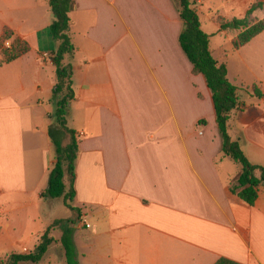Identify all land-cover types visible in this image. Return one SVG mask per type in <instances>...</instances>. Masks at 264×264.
<instances>
[{"label": "crops", "instance_id": "crops-1", "mask_svg": "<svg viewBox=\"0 0 264 264\" xmlns=\"http://www.w3.org/2000/svg\"><path fill=\"white\" fill-rule=\"evenodd\" d=\"M191 1L213 58L226 65L245 104L231 113L229 136L264 167V97L251 92L256 86L264 94V32L235 49L238 32L220 31L217 20L241 19L264 0L225 15L212 0ZM255 16L264 19V6ZM69 17L78 264H264V187L252 207L227 188L241 168L221 153L211 92L180 48L174 2L74 0ZM51 22L47 0H0V38L7 28L29 47L0 65V260L32 252L55 221L72 216L62 199L42 196L56 163L48 135ZM49 236L54 242L38 264L52 249L48 264H65L63 229Z\"/></svg>", "mask_w": 264, "mask_h": 264}, {"label": "trees", "instance_id": "trees-1", "mask_svg": "<svg viewBox=\"0 0 264 264\" xmlns=\"http://www.w3.org/2000/svg\"><path fill=\"white\" fill-rule=\"evenodd\" d=\"M177 7L182 28L179 45L192 67L193 75H201L211 92L215 112V123L221 139V153L239 164L240 173L227 184L229 192L247 206L252 207L258 197V191L264 187V167L251 164L243 154L239 144L232 141L228 133V121L232 112H241L245 104L240 101L239 88L227 78V67L219 64L210 50V36L201 27L200 14L191 0H172ZM52 22L49 34L57 44L51 55L55 85L52 98L55 104L53 121L48 128V135L53 145L55 165L49 175L48 185L42 196L45 199H62L64 206L70 210L71 218L55 221L43 234L38 246L27 254H11L1 259L0 264H38L54 240L49 236L53 229H63L60 246L64 253L65 264H78L75 248L71 239L74 225L80 219L77 209L72 206L74 199L75 167L79 154V139L76 132L68 127L67 118L75 93L72 87V66L70 59L75 48L71 43V20L69 14L74 0H47ZM264 3L253 4L241 19L226 21L218 18L219 30L237 31L233 43L239 49L264 32V19L259 20L255 14L263 9ZM11 40V48L1 50L0 65L11 63L29 51L28 44L5 28L0 38V45ZM251 92L257 98L264 94L256 86ZM214 264H239L226 258L218 259Z\"/></svg>", "mask_w": 264, "mask_h": 264}, {"label": "rangeland", "instance_id": "rangeland-1", "mask_svg": "<svg viewBox=\"0 0 264 264\" xmlns=\"http://www.w3.org/2000/svg\"><path fill=\"white\" fill-rule=\"evenodd\" d=\"M247 1L248 0H212L210 3H209V5H211L214 9H219V10H221L222 11V13L221 14H223V15H225L226 13H229L231 10H236V11H238V10H240V8L243 6V5H245L246 3H247ZM209 8V7H208ZM220 14V15H221ZM259 16V15H258ZM260 17V16H259ZM206 30L207 31H209L208 30V28H206ZM12 32V31H11ZM44 37H45V35H43L42 37H41V39H42V41L44 40ZM10 41V43H9V47L6 45L8 42ZM57 46V44L55 43V47ZM261 47V46H260ZM260 47H258V48H260ZM9 48H11V40H7V41H5L4 43H2L1 45H0V53H1V50H5V49H9ZM257 51H258V49H257ZM249 53H252V51L250 50V51H248ZM261 63H264V62H261ZM233 164V166H235V163H232ZM62 206V205H61ZM62 208V207H61ZM54 258H55V249H52V251L48 254V255H46V257H45V261H44V263L43 264H48V262L50 261V260H54ZM57 258H59V255H58V257Z\"/></svg>", "mask_w": 264, "mask_h": 264}, {"label": "built area", "instance_id": "built-area-1", "mask_svg": "<svg viewBox=\"0 0 264 264\" xmlns=\"http://www.w3.org/2000/svg\"><path fill=\"white\" fill-rule=\"evenodd\" d=\"M9 47V42L6 44ZM86 227H89L88 224L86 222H84Z\"/></svg>", "mask_w": 264, "mask_h": 264}]
</instances>
